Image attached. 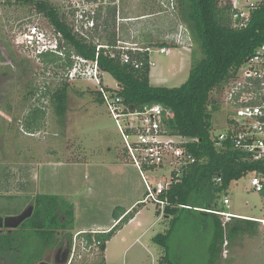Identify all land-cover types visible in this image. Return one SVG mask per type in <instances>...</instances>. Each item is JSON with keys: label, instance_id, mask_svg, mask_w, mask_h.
Masks as SVG:
<instances>
[{"label": "rangeland", "instance_id": "374dc122", "mask_svg": "<svg viewBox=\"0 0 264 264\" xmlns=\"http://www.w3.org/2000/svg\"><path fill=\"white\" fill-rule=\"evenodd\" d=\"M49 1L60 8L80 35L104 43V29L108 27L117 32V44L126 45L135 41L137 27L149 22L148 15L162 11V2L170 0ZM112 6H116L115 17L110 15ZM164 9L167 13L157 17L176 15L175 11ZM183 25L184 43L172 42L174 46L164 53L156 51L160 45H151L155 48V65H150L151 84L182 85L189 77L192 63L201 56L195 40L194 48L198 51L189 50L193 40H187L192 38L191 33ZM34 27L40 33L37 38L47 42L60 37L49 20L32 5L24 4V0H0V218L20 214L34 204L38 194H55L74 204L77 220L75 229L61 232L73 237L71 253L66 254L69 244L64 238L60 250L51 248L45 253V260L51 264H163L161 257L167 253L172 264H210L208 244L212 232L203 225L205 217L185 212L170 236L166 252L154 243L153 237L167 233L171 221H161L150 200L145 210L149 217L142 215L139 222L126 224L108 241L103 257L100 258L96 246L85 248L82 234L86 231L78 229L93 224L109 225L114 211L122 212L134 198L146 196L144 176L153 185L159 180L170 181L174 164L169 162L142 173L127 154L123 136L107 106L98 98L101 85L88 77L67 76V66L59 68L45 60L43 52L36 51L32 44L27 45L24 41ZM179 27L180 24L175 29ZM159 32L169 42L165 36L171 32ZM65 48L59 53L64 64L70 52L69 47ZM71 58L75 62L77 56ZM102 76L104 85L118 88V81L111 74L105 72ZM65 81L69 84L67 112L61 118L49 91L53 93ZM30 87L34 94L29 93ZM221 104L222 108L213 114L215 136L226 129V106ZM35 108L41 114L38 123L31 125ZM124 155L126 162L120 157ZM250 177L246 174L227 189L232 201L229 210L261 216L263 197L252 188ZM262 233L260 226L258 232L228 238L216 264H264ZM39 243L37 240L30 245L34 254L44 252Z\"/></svg>", "mask_w": 264, "mask_h": 264}, {"label": "trees", "instance_id": "16d2710c", "mask_svg": "<svg viewBox=\"0 0 264 264\" xmlns=\"http://www.w3.org/2000/svg\"><path fill=\"white\" fill-rule=\"evenodd\" d=\"M175 14L190 30L192 40L199 44L201 56L192 63L188 79L180 86L168 87L151 84L149 63L150 53L136 52L134 58L143 64L135 68L124 63L118 54L111 52L117 44V32L106 27L104 43H97L87 35H80L68 23L66 15L60 8L49 0H24V4L34 7L38 14L46 17L55 27L59 37L60 49L70 48L62 61L61 56L52 50L41 53L48 62L55 63L59 68L69 71L73 67V55L88 60L97 59L103 73L111 74L118 81V88L105 86L112 94L119 95L133 109H142L147 105L160 103L170 108L174 119L166 121L169 133L180 135L189 140L183 142L195 162L183 165L181 175L172 172L174 180L162 197L168 198L165 215L171 219L167 233H159L153 241L169 252L170 236L183 214L203 215L206 227L212 232L209 240V261L216 264L221 258L222 246L227 238L258 232L259 222L251 219L232 217L224 226L220 215L213 211H221V201L233 180H239L249 171L262 170L263 164L254 161L246 153L232 147L217 146L213 139V114L222 108L220 91L235 74L241 65L257 47L264 44V1L257 6L249 23L238 27L233 20L228 2L221 0H174ZM111 17L116 15V6L110 7ZM103 38V37H102ZM195 40V41H194ZM63 42V43H62ZM65 44V45H64ZM160 46H174L164 41ZM168 44V45H167ZM193 44V48L195 45ZM103 45L100 50L98 46ZM108 46V47H105ZM196 48L192 52H197ZM72 52V53H71ZM40 55V56H41ZM98 55V56H97ZM62 61V62H61ZM65 65V66H64ZM68 76V75H67ZM67 81L49 95L56 108V113L65 118L68 101ZM34 88L29 93L34 94ZM98 98L103 101L102 93L98 90ZM217 95V96H216ZM35 108L30 124L38 123L41 114ZM151 168L156 169L157 166ZM144 169L150 168L144 165ZM221 177V182L215 178ZM140 203L139 206H142ZM34 211L18 228L0 230V264H36L45 260L48 249L60 250L63 239L68 240L69 247L73 244L71 234L62 231L71 230L75 225V206L73 203L55 194H38L35 198ZM211 210L212 212H210ZM138 211L135 207L129 212L116 213L114 218L118 223L109 231L88 232L82 236L93 244V238L99 243L100 258L105 255L107 243L124 223L133 218ZM7 229V228H6ZM40 241L43 247L39 254H34L30 245ZM70 254V253H69ZM27 255L28 260L25 259ZM163 264H172L169 253L160 260ZM76 264V263H75Z\"/></svg>", "mask_w": 264, "mask_h": 264}, {"label": "built area", "instance_id": "2783aa9c", "mask_svg": "<svg viewBox=\"0 0 264 264\" xmlns=\"http://www.w3.org/2000/svg\"><path fill=\"white\" fill-rule=\"evenodd\" d=\"M264 0H221L228 2L233 20L238 27H245L252 18L254 10ZM163 7L175 11V1L170 0L168 3L162 2ZM185 28L180 26L179 29L172 31L165 36L169 42L181 44L185 42L183 31ZM40 33H36L35 27L28 34L24 41L27 45L33 46L38 52L52 50L56 53H62L59 39L45 41L37 38ZM61 36V34H59ZM190 40V39H189ZM126 45L116 44L111 52L112 56L118 54L121 60L139 68L143 62L134 58L133 53L148 52L150 53L149 63L154 66L152 53L155 48L142 47L138 43L126 42ZM103 45L98 46V50ZM108 47V46H105ZM169 46H160L156 51L164 53ZM77 56L72 68L69 69L68 76L88 77L100 84L99 91L102 93L104 104L107 106L110 114L119 128L126 148L134 164L144 173V165L151 169L152 166L160 167L163 164H174L171 171L170 181L159 180L155 185L146 180L148 194L144 201L150 200L164 210L168 204V198L162 197L168 190L170 184L176 175H181L183 165L195 162V157L185 148L183 142L188 138L180 135L169 133L166 127V121L174 119V113L170 108L160 103L147 105L142 109H133L126 104L119 95L112 94L105 89L103 84V72L100 69L97 59L88 60ZM98 56V55H97ZM221 103L226 106V129L218 135H213L217 146L232 147L243 153L254 161L263 164V169L253 170L251 174V186L260 193H264V44L260 45L255 51L241 64L235 74L230 78L228 83L219 93ZM149 169V170H150ZM216 182H221V177L215 178ZM225 204L231 205L230 199H224ZM212 212L211 210H209ZM221 216L223 225L234 217V214L227 211H213ZM264 224V218L259 219ZM93 231H86L83 233ZM84 243L88 248V240ZM93 244L99 249L98 241L93 238ZM228 243V241H226ZM73 245V244H72ZM90 246V247H91ZM70 251H72V246ZM226 251V250H225ZM71 253V252H70Z\"/></svg>", "mask_w": 264, "mask_h": 264}, {"label": "crops", "instance_id": "0c3cea01", "mask_svg": "<svg viewBox=\"0 0 264 264\" xmlns=\"http://www.w3.org/2000/svg\"><path fill=\"white\" fill-rule=\"evenodd\" d=\"M165 13H167V12H166V10L164 8H162V11L161 10H158L156 12L150 13V15H148L149 22L147 23V21H146V23H143L142 24L143 27H141V26L137 27V30H136L137 36H136V39H134L135 41L132 42V43H138L139 46H142V47H151L152 44H157L158 42L159 43H162V42L165 41L164 40V35H162V36L159 35L160 34L159 30L166 31L165 33L172 32L173 30H176L175 28H176V26L178 27L179 24H180V26H183L185 28V26L180 21V19L176 17L177 15H174V17H173L172 16L173 14H170L169 13V15H167V16H163L161 18L160 17H157L158 15L165 14ZM187 40L189 41V39H187ZM190 40H192V38H190ZM193 44H194V42H193ZM157 45H159V44H157ZM176 45H179V44H176ZM189 50L191 52L193 51V45H192V47ZM212 134H213V132H212ZM127 154H128V152H127ZM120 157L123 158L124 161L126 160V158H125L126 155L120 156ZM152 170H155V169L151 168L150 171H152ZM250 172L251 171H249L247 174H250ZM146 180H147V178H146ZM146 180L144 179L145 182H146ZM147 181L149 183H151L149 180H147ZM233 181H236V180H233ZM147 194H148V188H147L146 196L144 198H138V197H136L131 202H129L126 206L123 207V210L126 211V212L131 211L135 207L138 208V211L136 212V214H135V216L133 218H131L119 230L116 231V233H115L114 236H116L117 234H119L122 231V228L126 224L129 225V224H131L133 222H139L140 217L142 215H145L146 217L147 216L149 217V215L145 212V210H147V208H148L147 207V203H148L149 200L144 201L146 199V197H147ZM261 194H262V197H263L262 209L264 211V193H261ZM226 197H228L230 199V202L232 203L229 194L228 193L224 194V196H223V198L221 200L223 202V207L224 208L221 211L230 212V213L234 214V217H236V218L251 219V220L258 221L259 222L258 231H259V227L261 226V228L263 230V233L262 234L264 235V225L259 221V219L264 218V213H263V215L259 216V215H248V214H242V213H238V212H232V211L229 210L231 208V205L228 207L225 204V202H224V199ZM140 203H143V204H141L142 206H139ZM152 204L155 207V213H156V215L158 216V218L161 219V221L164 218L166 219L165 221H169L171 219L169 216H166L165 215V212H164L165 208L163 210L162 208H160V206L154 204L153 202H152ZM246 204L249 205V202L246 201ZM76 218L77 217H76V212H75V220H77ZM220 219H221V216H220ZM118 221L119 220H116L113 217L112 222L109 225H107V226H102L100 224H93V226H91V227L90 226L89 227H83L81 229H78V231H93V232H97L98 231V232H105V231L111 230L118 223ZM240 236H242V235H240ZM225 241H228L229 242L228 238Z\"/></svg>", "mask_w": 264, "mask_h": 264}, {"label": "water", "instance_id": "95a60500", "mask_svg": "<svg viewBox=\"0 0 264 264\" xmlns=\"http://www.w3.org/2000/svg\"><path fill=\"white\" fill-rule=\"evenodd\" d=\"M33 211H34V206L30 205L18 215L10 216L7 218H1L0 219V229L5 227V228H8L9 231H11L12 229L18 228L26 219L32 216ZM36 264H51V262L47 260H43Z\"/></svg>", "mask_w": 264, "mask_h": 264}, {"label": "flooded vegetation", "instance_id": "af4514ba", "mask_svg": "<svg viewBox=\"0 0 264 264\" xmlns=\"http://www.w3.org/2000/svg\"><path fill=\"white\" fill-rule=\"evenodd\" d=\"M41 15V14H40ZM71 246L68 248V251L66 252V254H68L70 252Z\"/></svg>", "mask_w": 264, "mask_h": 264}]
</instances>
